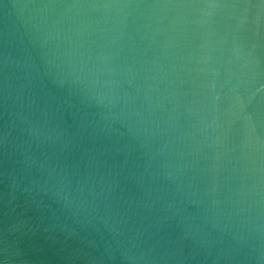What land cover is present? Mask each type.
Returning <instances> with one entry per match:
<instances>
[{
  "label": "water",
  "instance_id": "95a60500",
  "mask_svg": "<svg viewBox=\"0 0 264 264\" xmlns=\"http://www.w3.org/2000/svg\"><path fill=\"white\" fill-rule=\"evenodd\" d=\"M0 264H264V0H0Z\"/></svg>",
  "mask_w": 264,
  "mask_h": 264
}]
</instances>
